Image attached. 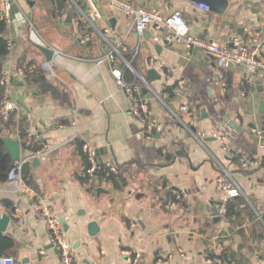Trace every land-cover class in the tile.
<instances>
[{
  "label": "crops",
  "instance_id": "0c3cea01",
  "mask_svg": "<svg viewBox=\"0 0 264 264\" xmlns=\"http://www.w3.org/2000/svg\"><path fill=\"white\" fill-rule=\"evenodd\" d=\"M13 1L14 23L9 25L7 38L14 50L6 70L14 76L10 100L18 107L17 125L3 134L19 140L22 124L33 145L48 152L40 157L38 167L33 166L34 158L30 161L39 198L25 185L18 190L11 179L0 185V216L12 217L5 235L17 241V264H60L38 215L42 206L51 207L55 216L64 219L78 264H156L159 260L165 264H206L209 254L221 255L224 250L232 256L233 264H264V169L245 171L232 164L212 134L216 130L226 136L229 146L248 159L264 158V143L251 132L264 133V115L260 114L264 74L249 84L251 92L246 96L242 67L226 70L231 80L228 87L215 62L200 51L189 53L182 43L165 42L166 32L160 34L159 43L153 41V31L138 38L127 18L115 16L99 1L103 21L98 25L110 26L124 38L128 61L140 46L137 61L141 76L147 80L151 69L160 76L154 82L147 80L164 100L149 99L153 115L164 125V132L158 134L130 115L131 100L125 87L107 63L96 62L107 53L104 41L84 23L80 28L72 2L65 0L68 4L59 10L55 0H32L33 8L26 7L24 0ZM130 1L164 14L181 11L190 33L204 40L225 45L236 35L256 48L264 35V0H230L223 17L188 0ZM26 19L37 26V37L30 27L24 29ZM88 32L91 41L82 45L80 37ZM34 44L55 51L52 65ZM156 46L162 48L160 53ZM260 54L264 57V48ZM23 60L36 61L50 81L65 87L72 105H62L26 81L18 69ZM118 69L130 71L121 63ZM173 86L175 97L167 102L164 90ZM170 103L177 110L187 108L180 114L181 122L172 115ZM202 108H206V118L201 117ZM75 116L78 129L70 125ZM232 122L239 131L230 126ZM188 128L201 135V143ZM81 143L101 151L103 164L119 167L126 183L123 191L106 182L99 185L97 178L88 184L79 181L85 174L86 156ZM28 157L30 151L22 149V159ZM218 163L232 172L245 194L241 215L231 222L218 205L222 202L217 187ZM99 188L106 192L98 193ZM167 192H171L169 198ZM177 195L182 199L174 204L170 200ZM3 201L13 202L16 211L7 210ZM217 216L221 221H215ZM92 222L100 229L95 237L88 234ZM128 252L133 254L131 259Z\"/></svg>",
  "mask_w": 264,
  "mask_h": 264
},
{
  "label": "built area",
  "instance_id": "2783aa9c",
  "mask_svg": "<svg viewBox=\"0 0 264 264\" xmlns=\"http://www.w3.org/2000/svg\"><path fill=\"white\" fill-rule=\"evenodd\" d=\"M72 2L79 14V21L84 23L94 34L99 36L107 47V53L99 58L97 64L107 63L113 70L112 74L119 84L125 87V90L131 100L130 115L139 119L145 126L149 127L150 130L158 134L164 132V125L154 115L149 105V99L143 95L142 90H148V93L153 97L158 96L155 90L152 88L150 83L145 77L138 75L133 68V62L137 60L140 53V46L136 47L133 51V57L131 61H128L124 53V38L114 33L110 26L100 27L98 24L103 21L102 12L98 4L99 1L106 3L109 10L115 16H124L132 24L138 38L143 37L147 32L153 31V41L159 43L162 41L160 34L166 32V36L163 38L167 43H182L186 50L191 53L195 50L200 51L203 56L209 60H212L216 64L217 72L220 79L223 78L224 72L231 66H240L244 70L243 80L247 84L252 83L255 77L259 74H264V57L261 56L260 50L264 48V35L260 40L256 48L250 46L251 41L244 42L239 36H233L228 43L221 44L217 41L204 40L196 35L190 33V30L186 24V20L181 11L175 10L171 13L164 14L159 10L147 9L144 6L136 4L130 0H69ZM13 0H2L0 6V16H2L8 23L12 25L14 18L12 15ZM198 8L208 11V6L204 4H195ZM85 7V9H83ZM80 23H78L79 25ZM249 34L252 30H247ZM91 41V34H85L80 37L79 42L82 45H88ZM9 49L11 53L14 50V44L9 43ZM124 65L125 70H130L139 77L138 84H127L124 81V72L118 69L119 64ZM21 74L23 72L21 71ZM24 75V74H23ZM14 76L9 71L4 72V77L1 82V86L5 89V96L7 98L6 103L2 107L0 114L6 120L11 112H16L17 105L10 100V91L12 88ZM172 115L181 122L180 114L187 112V108L171 109ZM70 125L78 129V117L75 116ZM191 136L197 141H202L200 134L195 133L194 130L188 128ZM253 135L258 134L260 141L263 139L262 132L253 129ZM213 136L220 143L222 150L227 157L232 161V164H236L245 171L258 169L261 167L262 159L254 158L248 159L245 156L239 154L237 151L232 149L227 143L226 136L220 134L218 131H212ZM262 136V138H261ZM80 138V136H77ZM76 137V138H77ZM262 142V141H261ZM34 141L31 135H28V141L26 148L29 152V148L33 145ZM83 151L91 165L88 174L95 178L96 171L98 170L99 164L97 162L96 150H94L88 143H84ZM48 152L42 151L37 154L30 153V157L22 159L15 163L14 169L11 172L10 179L13 180L15 187L20 190L24 187L25 182L22 178L23 166L30 162L33 158H40L46 155ZM219 164L220 174L217 179L218 192L222 195V209L221 214L226 218L227 209L226 205L234 199L245 198L242 187L236 181L232 172ZM106 168L110 174L118 175L119 167L112 163H105ZM9 179V180H10ZM26 186V185H25ZM36 198H39L37 193L33 190L30 191ZM181 196L177 195L176 200L180 202ZM249 202V201H248ZM250 203V202H249ZM251 204V203H250ZM38 215L44 222L51 244L55 247L60 258V264H78L76 260V251L74 246L69 242L67 233L61 224L60 219L55 216L51 207L42 206L38 209ZM44 254V252H42ZM127 256L131 259L133 254L127 253ZM220 255H215L213 258L208 257L206 264H233L231 258L224 260ZM132 261H135L133 259ZM0 264H17L16 259L13 257H3L0 259ZM156 264H165V260H159Z\"/></svg>",
  "mask_w": 264,
  "mask_h": 264
},
{
  "label": "trees",
  "instance_id": "16d2710c",
  "mask_svg": "<svg viewBox=\"0 0 264 264\" xmlns=\"http://www.w3.org/2000/svg\"><path fill=\"white\" fill-rule=\"evenodd\" d=\"M0 0V6H1ZM56 2V8L58 7L59 10L64 9L67 3L65 0H55ZM57 9V10H58ZM14 14L12 10V15ZM85 27L82 22H80V28ZM9 32V25L7 21L0 16V111L4 104L7 101V98L5 96V89L1 86L2 79L4 77V72L8 68L7 61L9 57L11 56V51L9 49V43L10 41L7 38ZM91 34V33H86ZM85 35V34H84ZM140 56V55H139ZM139 58V57H138ZM133 67L136 71H140L138 61L133 62ZM19 70H22L24 73V76L26 78V81H28L31 85H35L38 87L40 93L42 94H49L51 95L55 100L59 101L62 105L71 106L72 105V96L68 93L65 87H62L60 85H57L56 83L52 82L48 78V73L43 69L41 65H39L36 61H26L23 60L21 64L18 66ZM224 72L223 81L228 85V87L231 85L230 77ZM135 80V77L131 74L130 71H127L124 73V81L128 84L129 82H133ZM138 81V79H137ZM139 82H137L138 84ZM175 90L176 87H167L164 90V94L168 95L166 97L167 101L172 100L175 97ZM242 91L248 96L251 92L250 85L246 82L242 83ZM16 112H11L8 115V118L5 120L1 114H0V128L3 129V131H9L16 127ZM19 130H20V137L19 140L21 142V146L23 151H28L26 148V143L28 141V134L26 127L24 125L19 124ZM8 136V134H6ZM264 135V133H263ZM4 136V134H3ZM257 139V138H256ZM264 143V136L261 140ZM83 144L81 143V146ZM30 153L37 154L38 152L42 151V146L38 145H32L29 148ZM83 154V153H82ZM84 159V177L82 176L79 181L82 184H88L89 181L92 179V176L88 174L89 169L91 168V165L85 155H83ZM15 163H13L12 158L10 154L6 151L4 143L2 141V136L0 137V185L6 183L10 179L11 172L14 169ZM261 169H264V158L262 159ZM32 164L30 162H27L23 166L22 170V178L25 182V185L29 187L30 189L39 192L38 186L36 184V180L34 179V175L32 173ZM250 173V172H246ZM97 178L99 185H101L103 182H106L114 187V189L123 191L126 187V183L123 180L121 174L118 175L110 174L109 170L106 168L105 164H101L98 167V170L96 171V174L94 176ZM94 190V189H93ZM243 199V198H241ZM239 200H231L227 205V214L226 219L228 221H232V218L236 217L239 218L241 215L242 209L240 206L245 202L243 199L241 201ZM174 204L178 203L176 200V197L171 198V200ZM246 203V202H245ZM2 204L4 207L11 211L12 213L16 211L15 205L11 201H3ZM18 244L15 239H13L11 236H7L5 234H0V257H13L15 258L17 254ZM215 255L209 254L208 257H214ZM224 260H227L229 258H232V256L227 253L225 250L222 252V254L219 256Z\"/></svg>",
  "mask_w": 264,
  "mask_h": 264
},
{
  "label": "water",
  "instance_id": "95a60500",
  "mask_svg": "<svg viewBox=\"0 0 264 264\" xmlns=\"http://www.w3.org/2000/svg\"><path fill=\"white\" fill-rule=\"evenodd\" d=\"M26 2V4H28V6L30 8H33L35 5V2L32 0H24ZM191 3L194 4H204L206 6H208L209 8V12L211 14H214L218 17H223L229 6H230V0H188ZM85 9V7L83 8ZM242 32V30H240ZM240 32V33H241ZM144 36L146 37V33L144 34ZM34 46L44 55L46 62L50 65H52L56 53L54 50H52L51 48L48 47H44L41 45H35ZM155 49L160 53L162 51V48L160 46H156ZM234 66L231 65L229 68H233ZM160 79V76L157 74V72L153 69L149 70L147 72V80L150 82H154L156 80ZM143 95H145L148 99H152L153 96L151 94L148 93V90L143 89L142 90ZM169 102V101H167ZM172 109H176L175 106L173 104H171ZM260 114L264 115V94L261 98V104H260ZM201 117L202 118H206V108H202L201 109ZM230 126L232 128H234L235 130L239 131L240 127L235 123L232 122L230 124ZM193 130V129H192ZM2 136V141L4 143L5 149L6 151L10 154L13 163H17L19 161L22 160V146H21V142L19 140H15L12 139L9 136H3V129L0 128V137ZM101 151H96V155H97V162L99 165L103 164V161L101 159ZM41 164L40 158H34L33 159V166L34 167H38ZM177 191V190H176ZM105 193L106 191L103 190L102 188L98 189V193ZM171 192H167L166 196L169 198L170 197ZM168 203V202H167ZM218 205L220 206V208H222L223 203L222 202H218ZM217 212H215L216 214ZM221 217H216L215 221H221ZM12 221V217L9 216L8 214H3L0 216V234H5L7 232L8 226ZM61 224L64 227V230L67 232L68 231V226L65 224L64 219L60 220ZM100 232V229L98 227V224L96 222H92L88 225V234L91 237H95L98 233ZM52 248H55L53 245L51 246Z\"/></svg>",
  "mask_w": 264,
  "mask_h": 264
},
{
  "label": "rangeland",
  "instance_id": "374dc122",
  "mask_svg": "<svg viewBox=\"0 0 264 264\" xmlns=\"http://www.w3.org/2000/svg\"><path fill=\"white\" fill-rule=\"evenodd\" d=\"M67 4H68V3H67ZM26 7H28L27 4H26ZM34 23H35V22H34ZM33 25H34V24H33V22L31 21V19H26V20H25V27H24V29L30 27L31 30H32V35L34 34V35L37 37V35H36L37 32H38V31H37V28H36L37 26L34 28ZM35 31H36V32H35ZM137 74L140 75L139 72H138ZM138 75L135 77V80L133 81V84H137V82H139V77H138ZM137 79H138V81H137ZM92 179H93V178H92ZM251 206L254 207L252 204H251ZM67 238H68V237H67Z\"/></svg>",
  "mask_w": 264,
  "mask_h": 264
}]
</instances>
